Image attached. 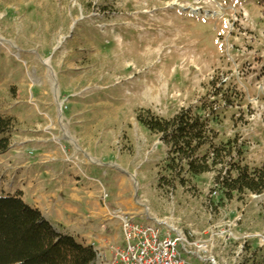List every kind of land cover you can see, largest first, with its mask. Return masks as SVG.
<instances>
[{
    "label": "rangeland",
    "instance_id": "obj_1",
    "mask_svg": "<svg viewBox=\"0 0 264 264\" xmlns=\"http://www.w3.org/2000/svg\"><path fill=\"white\" fill-rule=\"evenodd\" d=\"M198 9L227 23L190 16ZM215 95L226 102L215 105L216 144L263 168L264 0H0V116L18 122L0 156V196L43 170L71 181L81 172L120 226L125 192L137 223L170 221L208 241L215 264H264V194L227 201L216 174L157 191L170 183L166 150L136 121L142 111L169 120ZM45 185L29 196L40 208Z\"/></svg>",
    "mask_w": 264,
    "mask_h": 264
},
{
    "label": "trees",
    "instance_id": "obj_2",
    "mask_svg": "<svg viewBox=\"0 0 264 264\" xmlns=\"http://www.w3.org/2000/svg\"><path fill=\"white\" fill-rule=\"evenodd\" d=\"M206 100L195 109L181 110L165 120L151 111H142L137 123L158 139L166 150L164 170L170 177L164 190L161 180L157 191L167 195L174 184L184 188L187 178L216 174L215 185L227 201L233 196L260 197L264 194V167L250 169L242 162V152L232 142L217 145L213 125L220 119L219 104ZM18 122L0 116V156L10 147V135ZM237 159V160H236ZM93 247L78 244L71 237L57 233L39 211L31 209L18 196H0V264H96Z\"/></svg>",
    "mask_w": 264,
    "mask_h": 264
},
{
    "label": "crops",
    "instance_id": "obj_3",
    "mask_svg": "<svg viewBox=\"0 0 264 264\" xmlns=\"http://www.w3.org/2000/svg\"><path fill=\"white\" fill-rule=\"evenodd\" d=\"M62 171L54 170V179H49L52 170H43L39 173V178H36L39 183L32 182L35 183L33 186L26 183V189L17 186L18 194L16 195H19L31 209L39 211L54 229L71 237L80 245L93 247L98 255L108 259L112 250L120 248L117 245L118 232L123 234L120 223L110 218V210L100 206L95 197L98 190L92 183H84V180L80 178L81 172L79 177L71 181L70 175L65 176ZM41 179H43L42 182ZM40 182L44 185L46 183L45 186H48L51 191L42 194L41 198L45 204L43 208L38 207L35 199L33 201L29 199L30 195L40 190L38 187ZM124 196L125 192L118 194L115 207L123 214L133 216L131 210L133 201L124 199Z\"/></svg>",
    "mask_w": 264,
    "mask_h": 264
},
{
    "label": "built area",
    "instance_id": "obj_4",
    "mask_svg": "<svg viewBox=\"0 0 264 264\" xmlns=\"http://www.w3.org/2000/svg\"><path fill=\"white\" fill-rule=\"evenodd\" d=\"M116 216L124 247L112 250L109 260L99 255L102 264H215L208 241H192L170 221L137 223L134 216Z\"/></svg>",
    "mask_w": 264,
    "mask_h": 264
},
{
    "label": "bare ground",
    "instance_id": "obj_5",
    "mask_svg": "<svg viewBox=\"0 0 264 264\" xmlns=\"http://www.w3.org/2000/svg\"><path fill=\"white\" fill-rule=\"evenodd\" d=\"M177 8H179V10H181V11L183 10L181 7H177ZM190 16H192L195 19L205 17L206 20L214 21V22L223 20L225 22V24L227 23V21L223 19L224 14L222 12H219V13H206V12L201 13V9H198V10L190 11ZM234 20L236 21V17L234 18ZM62 134H66V131L62 132ZM92 162H93V164L96 163L95 165H98L96 161L92 160Z\"/></svg>",
    "mask_w": 264,
    "mask_h": 264
}]
</instances>
